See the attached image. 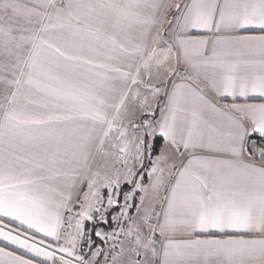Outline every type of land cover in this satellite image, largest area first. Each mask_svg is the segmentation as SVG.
Instances as JSON below:
<instances>
[{
    "label": "snow or ice",
    "instance_id": "1",
    "mask_svg": "<svg viewBox=\"0 0 264 264\" xmlns=\"http://www.w3.org/2000/svg\"><path fill=\"white\" fill-rule=\"evenodd\" d=\"M0 264H264V0H0Z\"/></svg>",
    "mask_w": 264,
    "mask_h": 264
}]
</instances>
